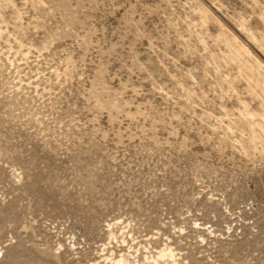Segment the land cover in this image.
Listing matches in <instances>:
<instances>
[{
    "label": "rangeland",
    "instance_id": "obj_1",
    "mask_svg": "<svg viewBox=\"0 0 264 264\" xmlns=\"http://www.w3.org/2000/svg\"><path fill=\"white\" fill-rule=\"evenodd\" d=\"M0 62V264H264V0H0Z\"/></svg>",
    "mask_w": 264,
    "mask_h": 264
},
{
    "label": "bare ground",
    "instance_id": "obj_2",
    "mask_svg": "<svg viewBox=\"0 0 264 264\" xmlns=\"http://www.w3.org/2000/svg\"><path fill=\"white\" fill-rule=\"evenodd\" d=\"M11 65L12 64H10V66ZM3 66L1 67V62H0V67L3 68ZM258 87H259V90H260L261 94L264 97V81L263 82H259ZM18 90L20 91V89H17L16 91H18ZM23 91H25V90H23ZM21 93H22V91H21ZM19 94H17V95H19ZM239 101H240V99H239ZM242 107H243V109L241 108L242 111L240 110L241 112H239L240 128L243 131L247 130V131H251L252 132V137H251L250 140L253 142L255 140V118L257 117V115L254 112H252L251 110H249V107L247 106L246 103L243 104ZM262 133L264 134V131ZM170 259H171V251L166 249V250L160 251V253H158L157 256L155 257L154 261H160V262L164 263V262H169ZM145 263H146L145 260H143V262L141 264H145ZM108 264H136V263L135 262H129L126 258L118 257V258H116V259H114L112 261H109Z\"/></svg>",
    "mask_w": 264,
    "mask_h": 264
}]
</instances>
